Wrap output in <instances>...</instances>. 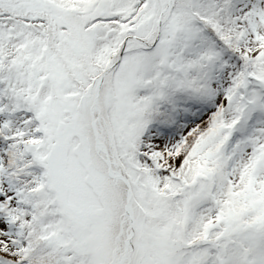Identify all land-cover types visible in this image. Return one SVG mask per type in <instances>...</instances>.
I'll use <instances>...</instances> for the list:
<instances>
[{"label": "snow or ice", "instance_id": "6c2138e0", "mask_svg": "<svg viewBox=\"0 0 264 264\" xmlns=\"http://www.w3.org/2000/svg\"><path fill=\"white\" fill-rule=\"evenodd\" d=\"M0 264H264V0H0Z\"/></svg>", "mask_w": 264, "mask_h": 264}]
</instances>
